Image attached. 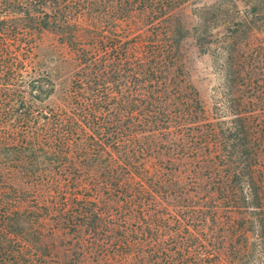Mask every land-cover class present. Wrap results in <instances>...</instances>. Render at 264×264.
<instances>
[{"label": "trees", "instance_id": "trees-1", "mask_svg": "<svg viewBox=\"0 0 264 264\" xmlns=\"http://www.w3.org/2000/svg\"><path fill=\"white\" fill-rule=\"evenodd\" d=\"M192 1L0 0V264H264V0H226L211 117Z\"/></svg>", "mask_w": 264, "mask_h": 264}, {"label": "rangeland", "instance_id": "rangeland-1", "mask_svg": "<svg viewBox=\"0 0 264 264\" xmlns=\"http://www.w3.org/2000/svg\"><path fill=\"white\" fill-rule=\"evenodd\" d=\"M212 6L213 8L215 6V9L208 10L205 15L208 23L203 25L196 11ZM228 6L226 0H193L185 6L184 13H182L184 27L190 33L183 43L190 80L208 116H212V99L221 83L218 63H214V57L218 48L221 47L222 38L227 35L226 30L230 27L228 25L224 27L222 23L223 14ZM235 6L239 11L246 8L240 1H236ZM205 26H207L206 30H204ZM196 29L200 30L201 34L197 33L194 37Z\"/></svg>", "mask_w": 264, "mask_h": 264}]
</instances>
